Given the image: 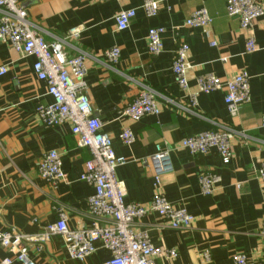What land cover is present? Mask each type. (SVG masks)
Segmentation results:
<instances>
[{
	"label": "crops",
	"instance_id": "crops-1",
	"mask_svg": "<svg viewBox=\"0 0 264 264\" xmlns=\"http://www.w3.org/2000/svg\"><path fill=\"white\" fill-rule=\"evenodd\" d=\"M263 2L264 0H257ZM144 0L127 2L103 0H19L29 21L42 30L45 40H67L70 55H88L87 95L103 131L113 141L118 157L126 163L117 169V179L126 188V202L148 207L161 193L176 208H185L194 219L189 230H173L156 213L138 221L136 228L147 231L160 251L174 249L177 258L159 257L157 264H232L235 255L264 264V189L257 170L264 163V17L254 23L252 34L259 50L246 54L250 35L240 28L237 18L227 15V0H160L161 10L154 18L143 11ZM207 9L214 22L210 28H190L186 21L197 9ZM135 9L137 17L129 29L119 31L115 18L120 11ZM80 35L69 38L72 29ZM164 28L161 54L148 52V33ZM216 46L212 47L211 43ZM181 43L190 47L188 89L177 85L172 64ZM119 48L116 67L105 59V51ZM35 59L0 43V68L8 69L0 78V232L15 229L37 235L58 221L63 209L71 230L105 225L89 214L92 187L81 181L87 149L78 146L71 125L48 128L37 116L40 105L52 103L45 82L33 71ZM246 73L250 79V101L232 117L225 104L226 91L198 93L197 78L214 75L222 82ZM146 89L154 92L160 115L134 122L125 109ZM196 94V106L189 103ZM125 128L136 138L131 147L119 136ZM231 128L237 135L231 141L232 159L223 164L218 152L192 155L181 147L185 138L205 131ZM170 150L168 170L155 183L152 157L156 147ZM57 151L67 181L56 188L38 174L42 157ZM216 173L221 184L214 194L201 192L199 175ZM35 221V222H34ZM85 261L72 260L62 237H50L44 252H30L37 264H106L111 253L101 243ZM211 261L205 263L203 253ZM0 250V262L11 258ZM18 264V263H14Z\"/></svg>",
	"mask_w": 264,
	"mask_h": 264
},
{
	"label": "built area",
	"instance_id": "built-area-1",
	"mask_svg": "<svg viewBox=\"0 0 264 264\" xmlns=\"http://www.w3.org/2000/svg\"><path fill=\"white\" fill-rule=\"evenodd\" d=\"M160 4V0H144L142 6L144 15L147 18L156 17L161 10ZM226 12L229 17L239 20L241 30L250 33L246 42V54L256 53L259 47L252 34V28L257 20L264 17V3L257 0H227ZM136 17L135 9L120 11L115 18L117 29L119 31L129 29ZM213 22L208 10L202 8L191 14L186 26L207 29ZM81 31V28L72 29L69 38H77ZM164 33V28L149 31L150 55L161 54ZM0 43L9 44L17 52L35 59L33 71L39 81L46 83L48 95L52 99L51 104L38 106L37 116L48 128L70 124L72 134L77 137L78 146L88 150L90 159L85 164L81 181L93 189V194L88 199L89 214L98 221L106 222L105 225H94L89 229L71 230L65 211L59 209L58 221L37 235L23 234L15 229L0 232V250L12 255L0 264H37L30 258V252L43 253L50 237L54 235L62 237L70 258L80 262L96 253V243H101L111 253V258L106 264H157L156 260L159 257L176 259L178 256L176 250H158L151 243L148 232L138 230L136 225L150 213L158 214L173 230H189L193 227L195 219L185 208H176L169 203L161 193L154 195L148 207L126 202V188L118 181L116 173L127 161L116 155L112 138L103 131L102 123L93 113L87 95L88 55L84 52L70 55L67 51V40L56 39L48 43L42 30L29 21L27 11L19 4V0H0ZM211 46L215 47L216 43L212 42ZM189 53V45L181 43L176 49L172 64L175 81L184 91L188 89V73L191 70L188 62ZM104 56L112 67H116L121 52L117 47L111 48L105 51ZM7 73L6 67L0 68V78ZM220 90L226 91L225 104L230 115L238 116L240 107L250 101L248 74L241 73L227 82H222L210 74L197 78L198 93L210 94ZM196 96L189 94V103L192 107L197 104ZM160 113L154 92L150 89L143 90L124 111V115L134 122H139L150 115L158 116ZM262 127L264 128V121ZM236 135L231 128L205 131L185 138L181 147L192 155H207L210 151L216 150L223 164L228 165L232 159L231 141ZM119 140L124 146L131 147L136 138L131 129L125 128ZM169 155L170 150L161 146L156 147L152 164L157 187L160 186L161 177L168 170ZM37 170L40 178L55 188L67 181V175L62 169L61 155L57 151L46 153ZM257 177L264 189V163L258 168ZM198 180L201 192L206 196L214 194L221 184V177L216 173H202ZM202 257L205 263L211 261L209 251H205ZM232 264L261 263L249 261L245 255L238 254L233 257Z\"/></svg>",
	"mask_w": 264,
	"mask_h": 264
}]
</instances>
